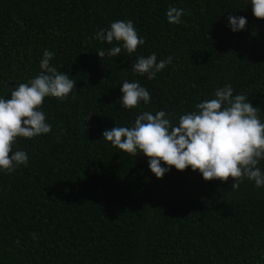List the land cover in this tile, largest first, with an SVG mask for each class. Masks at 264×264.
<instances>
[{
  "label": "trees",
  "instance_id": "obj_1",
  "mask_svg": "<svg viewBox=\"0 0 264 264\" xmlns=\"http://www.w3.org/2000/svg\"><path fill=\"white\" fill-rule=\"evenodd\" d=\"M170 7L184 10L182 23H168ZM229 13L246 17L244 30H231ZM117 20L145 40L131 56L108 57L117 42L94 39ZM45 49L75 88L45 98L49 133L17 138L27 165L0 170V264H264V187L233 189L231 177L205 181L190 167L158 179L148 157L102 139L142 111L177 124L225 84L264 122V19L250 0H0V97L39 74ZM151 53L173 59L148 80L131 67ZM126 79L149 103L120 106Z\"/></svg>",
  "mask_w": 264,
  "mask_h": 264
},
{
  "label": "clouds",
  "instance_id": "obj_2",
  "mask_svg": "<svg viewBox=\"0 0 264 264\" xmlns=\"http://www.w3.org/2000/svg\"><path fill=\"white\" fill-rule=\"evenodd\" d=\"M250 3L253 15L264 19V0ZM183 15L184 10L177 7H170L166 13L170 24L182 23ZM227 20L233 32L244 30L247 24L246 17L231 13ZM94 39L117 42L119 46L107 51L108 57L121 53L131 56L145 43L131 20L111 22L108 29L98 30ZM97 54L102 59L106 53L101 49ZM52 58L53 52L45 49L39 74L18 83L11 89L10 98L0 97V170L6 173L26 166L29 160L25 151L13 150L17 138L30 139L51 131L52 125L41 110L45 98L65 100L75 88L76 81L69 74L50 65ZM172 59L168 56L158 62L156 54L151 53L138 57L131 69L152 80ZM121 85L119 102L123 108H137L141 101L149 103L150 93L139 81L126 79ZM233 91L230 84L216 88L212 98L196 103L192 111L179 116L177 124L172 123L173 113L142 111L131 126L116 125L104 130L102 139L129 155L142 153L148 157L149 168L158 179L173 166L179 171L190 167L198 170L205 181L226 182L231 177L233 189H238L245 179L264 187V172L258 167L264 161V122L259 117V107L243 94L233 95Z\"/></svg>",
  "mask_w": 264,
  "mask_h": 264
}]
</instances>
